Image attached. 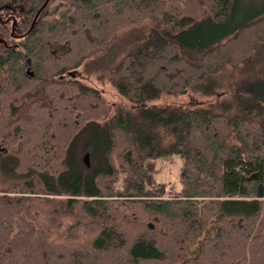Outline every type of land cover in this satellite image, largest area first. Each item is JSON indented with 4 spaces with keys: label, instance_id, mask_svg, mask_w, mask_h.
<instances>
[{
    "label": "trees",
    "instance_id": "16d2710c",
    "mask_svg": "<svg viewBox=\"0 0 264 264\" xmlns=\"http://www.w3.org/2000/svg\"><path fill=\"white\" fill-rule=\"evenodd\" d=\"M44 2L0 0V264H264V6ZM112 194L144 201L107 225Z\"/></svg>",
    "mask_w": 264,
    "mask_h": 264
},
{
    "label": "rangeland",
    "instance_id": "374dc122",
    "mask_svg": "<svg viewBox=\"0 0 264 264\" xmlns=\"http://www.w3.org/2000/svg\"><path fill=\"white\" fill-rule=\"evenodd\" d=\"M264 6V0H237L235 12H234V19L233 25L240 24L244 20H246L250 15L255 14ZM9 15L7 18H3L4 21H9ZM0 18V21H3ZM14 18H12V30L11 33L14 31ZM1 37V35H0ZM83 74V81L88 82L93 86L100 87L102 89L103 95L113 103H124L126 104L127 101L120 96L114 88L108 83L105 85L99 84L95 80V77L92 73H88L85 71ZM198 102H205L209 101L212 98H204L201 96H194ZM190 100L188 95H167L163 96L158 104L163 103H187ZM182 161L179 156L172 155L166 158L158 159L155 161V178L158 182L162 183L166 190L172 191L178 190L180 188L179 184V175L181 172ZM144 199L137 198L135 196H120L118 194L108 195L102 198H95L93 201V207L88 211L93 216L100 218L104 221L107 225H117L119 219L124 214H133L136 213L138 207ZM154 228V224L149 222ZM147 224V225H148ZM152 228V229H153ZM149 229H151L149 227ZM209 233L214 232V228H210L208 230ZM197 248V244H194L190 247L189 254H193ZM184 264V262L182 263Z\"/></svg>",
    "mask_w": 264,
    "mask_h": 264
},
{
    "label": "water",
    "instance_id": "95a60500",
    "mask_svg": "<svg viewBox=\"0 0 264 264\" xmlns=\"http://www.w3.org/2000/svg\"><path fill=\"white\" fill-rule=\"evenodd\" d=\"M48 2V0H45L43 6ZM39 11L36 13L35 17H34V20H33V23L35 22V19L38 15ZM15 23V20H13V24ZM33 23L31 25V27L33 26ZM69 76H73V74L71 72L68 73ZM83 161L85 162V164L87 166H89V154L88 153H85L84 156H83ZM148 227H150L151 229L153 228V226L151 224H148Z\"/></svg>",
    "mask_w": 264,
    "mask_h": 264
}]
</instances>
